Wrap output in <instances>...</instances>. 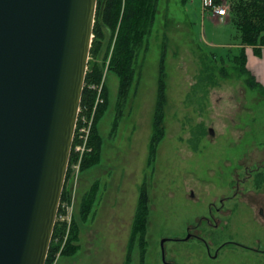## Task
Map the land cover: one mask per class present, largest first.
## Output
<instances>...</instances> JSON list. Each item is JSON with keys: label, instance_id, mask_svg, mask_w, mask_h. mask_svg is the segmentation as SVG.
Wrapping results in <instances>:
<instances>
[{"label": "rangeland", "instance_id": "rangeland-1", "mask_svg": "<svg viewBox=\"0 0 264 264\" xmlns=\"http://www.w3.org/2000/svg\"><path fill=\"white\" fill-rule=\"evenodd\" d=\"M228 3H223L227 15ZM147 42L138 58L139 74L118 117V79L108 68L111 49L106 60L103 52L88 55V60L98 59L102 73L90 84L95 93L92 104L79 106L78 128L83 118L92 124L86 150L81 153L79 135L71 148L62 200L69 209L61 208L63 215L57 217L64 227L54 238L60 246L50 264H164L163 238L165 259L174 264H264V97L247 87L245 76L229 69L243 60L235 47V27L210 20L201 0H159ZM247 54L248 67L264 85V50L262 58L250 50ZM161 73L164 134L149 163ZM105 87L107 104L96 118ZM93 126L101 138L99 161L81 169L91 150ZM94 182L97 194L82 219L81 198ZM142 189L147 215L144 234L139 235L136 211ZM70 211L68 223L64 213ZM73 218L78 249L60 255ZM187 232L198 239L183 240ZM199 237L211 254L224 241L232 244L211 258Z\"/></svg>", "mask_w": 264, "mask_h": 264}, {"label": "water", "instance_id": "water-1", "mask_svg": "<svg viewBox=\"0 0 264 264\" xmlns=\"http://www.w3.org/2000/svg\"><path fill=\"white\" fill-rule=\"evenodd\" d=\"M96 4L0 0V264H45Z\"/></svg>", "mask_w": 264, "mask_h": 264}, {"label": "trees", "instance_id": "trees-1", "mask_svg": "<svg viewBox=\"0 0 264 264\" xmlns=\"http://www.w3.org/2000/svg\"><path fill=\"white\" fill-rule=\"evenodd\" d=\"M159 0H97L96 11L93 25V38L89 54L97 56L102 53V60L107 58L109 51L108 68L118 79L117 86V102L118 109L116 117L120 115L122 107L126 103V99L131 86L133 85L135 75L139 74L138 58L141 51L145 52L148 46V37L151 34L155 14L157 11ZM215 4H220L221 0H213ZM229 22L236 29L238 44L243 46H251L253 51L259 53L261 47H264V0H234L229 2ZM105 30V31H104ZM106 40V45L102 51V41ZM242 63L240 66H230L229 69L234 71L235 75L245 76V84L251 90H256L264 97V85L256 80L255 76L246 67L245 49L241 48ZM161 63V68H162ZM241 72H235L239 70ZM102 73V65L97 60L87 61V70L84 78V86L82 90L80 106H90L94 100L95 93L90 84L98 82ZM165 88L164 78L161 73L158 78V87L156 94V102L152 120V135L149 144V163L153 160L156 144L160 141L164 134L163 117L165 105ZM103 104H101L96 118L104 111L107 104L106 87L103 91ZM116 120V119H115ZM89 146L91 150L87 152L83 158L81 169L89 168L98 163L101 149V138L93 126L89 138ZM72 151L69 158V165L72 160ZM69 169V166H68ZM68 174V170L66 176ZM65 176V177H66ZM65 185V184H64ZM97 182H94L89 190L82 196L80 205V216L86 219L91 206L95 200L97 190ZM65 188L63 187L60 201L65 198ZM60 212L58 209L57 215ZM147 215V196L142 189L137 205L136 217L138 219L139 235H143L145 231V220ZM63 224L57 219L54 224L51 241L49 244L45 264H50L54 254L59 250L60 244L54 242V238L62 234ZM135 234L131 236L130 243L134 242ZM78 239V224L76 218L72 219L71 228L61 248L60 255L69 256L74 254L78 249L76 243ZM127 263L130 262L129 253Z\"/></svg>", "mask_w": 264, "mask_h": 264}, {"label": "built area", "instance_id": "built-area-1", "mask_svg": "<svg viewBox=\"0 0 264 264\" xmlns=\"http://www.w3.org/2000/svg\"><path fill=\"white\" fill-rule=\"evenodd\" d=\"M202 6H203L204 9L212 10L213 14H215L217 16L224 17V16L227 15V8H226V5L223 4V3L215 4L213 0H202ZM80 111H81V109L79 107L78 108L77 117H76L75 126H74V132H73V137H72L71 148L73 150L74 139H76V135H79V137L82 139V142H83V144L81 146V153H82L83 151L86 150V148L84 150V146H85V143H86V146H87V142H88L87 137H88V133H90V129H91V124L92 123H91V119L88 120V119H84L83 118V120L81 122L82 123V127L78 128L77 124L79 122V113H80ZM76 147H75V149H79V148H76ZM87 150H88V148H87ZM70 153H71V150H70ZM69 158H70V155H69ZM68 166H69V160H68V164H67L66 173H67V170H68ZM59 207H60V210H61V208H64V207L66 208V211H68V209H69V206L67 204H65L64 201H59L58 209H59ZM64 214L66 215V219H64V220H67L68 223H69L70 222V217H71V211L69 213H64ZM62 215H63L62 213H60L59 215H56V219H57V217L61 218Z\"/></svg>", "mask_w": 264, "mask_h": 264}, {"label": "crops", "instance_id": "crops-1", "mask_svg": "<svg viewBox=\"0 0 264 264\" xmlns=\"http://www.w3.org/2000/svg\"><path fill=\"white\" fill-rule=\"evenodd\" d=\"M227 1L230 2V1H234V0H221L220 4L225 2L226 5H227ZM201 5H202V0H201ZM202 10H203V12H205V11L207 12L208 11L210 20H214L215 22H221V23H228L229 22V15L224 16V17L217 16V15L213 14L212 10L204 9L203 6H202ZM235 47H237L238 49H241V48L245 49L247 68L252 72V74L254 73L253 74L254 76H256L255 72H253L251 70V68L248 67V54H247V52L250 50V52H252L253 55H255V56L259 57V58H262V53H263L264 47H261V50H260L259 53H256L255 51H253L251 46H243V45L238 44V45H235ZM256 54H258V55H256Z\"/></svg>", "mask_w": 264, "mask_h": 264}, {"label": "flooded vegetation", "instance_id": "flooded-vegetation-1", "mask_svg": "<svg viewBox=\"0 0 264 264\" xmlns=\"http://www.w3.org/2000/svg\"><path fill=\"white\" fill-rule=\"evenodd\" d=\"M223 202V199H220V203H222ZM218 207H216V209H217ZM187 234H190L191 235V237L192 238H197V236H195L194 234H192V233H188L187 232ZM200 238V237H199ZM198 239V238H197ZM200 240L204 243V245H206V241H204L205 239H201L200 238ZM230 241H224V242H222L221 244H219L216 248H215V250H214V253L213 254H211V250H210V248H209V250H210V255L208 254V256L209 257H211V258H216L217 256H218V253H219V251L224 247V246H226V245H228V244H232V243H229ZM208 245V244H207ZM209 246V245H208ZM221 246V247H220ZM220 247V248H219ZM207 251V250H206ZM215 252H216V256H214V254H215ZM167 263L166 264H174V262H172V261H166Z\"/></svg>", "mask_w": 264, "mask_h": 264}]
</instances>
